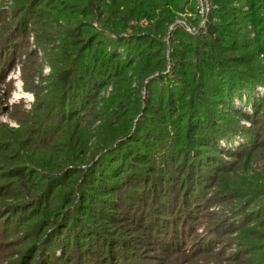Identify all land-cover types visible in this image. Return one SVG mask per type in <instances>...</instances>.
<instances>
[{"label":"trees","instance_id":"16d2710c","mask_svg":"<svg viewBox=\"0 0 264 264\" xmlns=\"http://www.w3.org/2000/svg\"><path fill=\"white\" fill-rule=\"evenodd\" d=\"M209 2L204 32L191 35L178 20L197 0H14L3 49L28 48L14 36L32 23L51 73L34 86L25 72L33 111L3 130L0 238L16 239L11 264H137L150 242L196 258L230 241L231 264H264V99L250 117L233 108L264 90V0ZM25 54L39 69L36 52ZM239 132L247 146L223 161L219 144ZM212 202L231 207L207 215ZM124 208L127 237L113 230Z\"/></svg>","mask_w":264,"mask_h":264},{"label":"rangeland","instance_id":"374dc122","mask_svg":"<svg viewBox=\"0 0 264 264\" xmlns=\"http://www.w3.org/2000/svg\"><path fill=\"white\" fill-rule=\"evenodd\" d=\"M211 10L210 14L213 10V7L211 6V3L209 0H207ZM16 6L14 3V0H0V146L3 141V130L10 132L11 130H17L19 129L20 125L15 121V119L12 118V116H15L16 118L22 117V114L31 113L33 111L36 97L33 92H31L29 89L31 88V85L29 83H26L24 80L25 72L28 76L30 75L31 78H33V85L34 86H46L47 81L46 78L50 75V65L47 61V59L44 57L42 51L36 47L35 43V35L31 32L32 23H30L27 28V36L25 39L14 36L16 44L24 45L25 42L28 43V48L26 49H10L4 50L3 49V41L7 38L11 27L13 26L14 18H13V9ZM201 6V0H197V10L195 14H186L180 16L179 22H185L186 25H188L190 28H192L194 31V34L191 35H198L204 32L203 28L200 27V21L201 18L198 14V8ZM210 14L208 15V20L210 18ZM189 19L190 21H187ZM197 23H193L196 22ZM193 21V22H192ZM185 29V28H184ZM12 33V32H11ZM20 31H18V34ZM16 34V33H15ZM10 47V45H9ZM4 50V54H3ZM26 52H36V57L39 64V69L32 71L31 69L27 68L25 61H26ZM31 70V71H29ZM24 72V73H23ZM27 77V75H26ZM111 91V87H109L104 93L103 96L107 97L108 94ZM250 93V94H249ZM142 95L145 97L146 94L143 91ZM253 96L251 97V101H247V96ZM255 102H258V99H264V90H260L257 88H254L250 92H246L243 95L242 101H238L235 103L234 109H237L238 111H241V113L244 116H252L253 114V105L252 102L254 100ZM250 100V97H249ZM230 112L229 110H227ZM235 121L241 126L244 130H248L251 127V124L248 120L245 118H242L241 116H235ZM248 144V139L246 135L243 132H239V134L232 137V139L228 140V143L226 141H223L219 144V149L221 152L219 153V157L228 163L234 162L235 160L232 159V157L228 156V153L234 152L235 150L246 147ZM1 148V147H0ZM241 164L242 161L240 162ZM245 168V174L240 175L243 180L248 179L249 177L253 176L252 173L259 172L262 169V164H252L249 165L250 169H247V166H244ZM232 174V173H231ZM230 174V181L231 185L234 188L235 191L241 189L239 191V194H246L248 193V188L245 186V183H241V178H234ZM237 175V174H236ZM229 180V179H228ZM226 180V182H228ZM217 192V189H212L208 192V196H213V193ZM205 195V194H204ZM232 203H239V200H233ZM138 205V204H135ZM231 207L230 202L226 204H216L212 202L210 207L208 208V211L205 212V214L208 215V213H216V212H222L225 209L228 210ZM129 210L122 209L117 213L118 218H120L117 222H115L113 225H115L114 231L120 229L119 227H123V225H129L127 223L124 217H127L129 215ZM159 217H169V214L167 210H162V208L157 213ZM205 219H201L199 221H203ZM207 224H200L196 230L197 235H202L206 232V226ZM120 236L125 235V237L133 235L132 232H129L130 234H127V232H122L120 229L119 232ZM124 233V234H123ZM136 235V234H134ZM236 234H233L232 237H235ZM117 236V235H116ZM119 237V236H118ZM122 238V237H121ZM140 241V240H139ZM16 243V239L11 238L8 240H2L0 238V264H11L13 261L16 260L18 257L16 251L18 250V247L15 245H11V243ZM152 242H150L148 247L144 244V246H141V248H138L134 252L133 260L137 264H231L230 258L234 255L238 248V243L236 241H230L225 246L222 247V245H219L215 250L212 252L207 253H201L198 254V257L193 258L192 256H189L187 254L180 252H171L167 253L164 251H161L158 244L150 245ZM192 242H187V250L186 252H189L190 254V248L192 247L190 245ZM181 246V245H180ZM194 248V247H193ZM191 248V249H193ZM220 249L221 252L218 254L217 250ZM55 256H58L59 250L55 251ZM136 253V254H135ZM54 258V255H52Z\"/></svg>","mask_w":264,"mask_h":264},{"label":"built area","instance_id":"2783aa9c","mask_svg":"<svg viewBox=\"0 0 264 264\" xmlns=\"http://www.w3.org/2000/svg\"><path fill=\"white\" fill-rule=\"evenodd\" d=\"M211 7L207 0H201V6L198 8V14L201 18L200 21V27L199 28H205L207 22H208V15L210 14ZM180 25H182L185 30L189 34H194V31L192 28H190L188 25L185 24V22H179Z\"/></svg>","mask_w":264,"mask_h":264}]
</instances>
